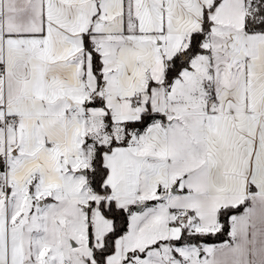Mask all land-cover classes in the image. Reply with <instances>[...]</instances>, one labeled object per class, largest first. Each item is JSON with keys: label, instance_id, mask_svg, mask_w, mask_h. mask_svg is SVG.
I'll list each match as a JSON object with an SVG mask.
<instances>
[{"label": "snow or ice", "instance_id": "6c2138e0", "mask_svg": "<svg viewBox=\"0 0 264 264\" xmlns=\"http://www.w3.org/2000/svg\"><path fill=\"white\" fill-rule=\"evenodd\" d=\"M0 264H264V0H0Z\"/></svg>", "mask_w": 264, "mask_h": 264}]
</instances>
